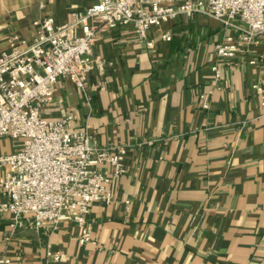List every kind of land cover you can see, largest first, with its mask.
Listing matches in <instances>:
<instances>
[{
  "label": "crops",
  "instance_id": "crops-1",
  "mask_svg": "<svg viewBox=\"0 0 264 264\" xmlns=\"http://www.w3.org/2000/svg\"><path fill=\"white\" fill-rule=\"evenodd\" d=\"M100 1L0 0V54L10 34L31 38L44 16L67 23ZM230 33L195 16L153 29L155 49L131 26L100 34L94 54L113 66L90 74L91 105L61 78L45 115L74 114L98 147L128 145L126 172L114 179L110 204L92 205L94 241L85 245L72 222L35 230L26 218L13 227L0 212V264H51L50 249L65 252L66 264H264V90L253 89L264 88V42L222 62L213 84L214 46ZM13 150L0 140V153Z\"/></svg>",
  "mask_w": 264,
  "mask_h": 264
},
{
  "label": "built area",
  "instance_id": "built-area-1",
  "mask_svg": "<svg viewBox=\"0 0 264 264\" xmlns=\"http://www.w3.org/2000/svg\"><path fill=\"white\" fill-rule=\"evenodd\" d=\"M195 16L236 31L214 46L213 84L223 79L222 62L237 58L254 39L264 42V0H101L73 12L67 23L44 16L33 22L31 38L17 32L8 36L9 48L0 54V140L11 139L14 150L0 153L5 197L0 212L11 216L13 227L26 218L35 230L45 223L58 230L72 222L80 245L94 241L88 222L92 205L112 202L113 181L126 172L129 147H98L87 126H74V114L49 118L45 110L56 103L61 78L70 79L91 105L90 74L113 66L94 54L104 30L131 26L140 43L155 49L153 29ZM161 38L170 41L171 35L163 32ZM253 89L264 90L258 83ZM200 99L209 109V98L202 94ZM46 255L51 264H66L62 250Z\"/></svg>",
  "mask_w": 264,
  "mask_h": 264
}]
</instances>
